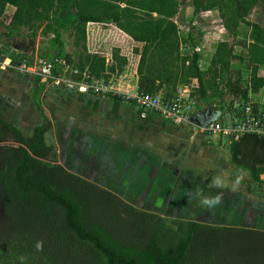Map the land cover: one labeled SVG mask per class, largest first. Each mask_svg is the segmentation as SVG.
Returning a JSON list of instances; mask_svg holds the SVG:
<instances>
[{"label": "trees", "instance_id": "16d2710c", "mask_svg": "<svg viewBox=\"0 0 264 264\" xmlns=\"http://www.w3.org/2000/svg\"><path fill=\"white\" fill-rule=\"evenodd\" d=\"M187 3L190 16L181 12ZM8 5L15 10L6 16L4 35L27 28L36 37L41 28L58 48L55 54L46 48L42 56L66 61L62 76L77 82L102 79L126 92L138 88L171 97L177 85L193 79L196 108L221 111L233 104L226 95L249 100V89L259 93L264 87V74L258 75L264 20L248 18L254 10L263 15L264 0H0V10ZM212 12L233 41H218L201 68V44L215 27L204 17ZM178 14L187 25L183 36L174 21ZM92 23L103 28L91 32ZM65 33L73 38L71 51L65 50ZM4 55L19 63L31 59ZM232 62L250 71V82L241 70L234 76ZM39 82L37 76L38 106L44 89ZM112 98L117 111L123 99ZM98 102L88 106L97 109ZM43 116L45 122L27 134L0 112V264H264V228L163 216L58 164L46 142L52 122ZM230 153L235 165L262 181L264 135L245 134L231 143Z\"/></svg>", "mask_w": 264, "mask_h": 264}, {"label": "rangeland", "instance_id": "374dc122", "mask_svg": "<svg viewBox=\"0 0 264 264\" xmlns=\"http://www.w3.org/2000/svg\"><path fill=\"white\" fill-rule=\"evenodd\" d=\"M188 3L186 6H182L181 11L186 16H190L192 12V8L189 7ZM14 10L15 8L10 5L0 10V112L7 121L12 122L27 134H31L35 126L45 122V117L43 116V113H45L52 122L51 128L46 133V142L54 147L57 155L56 162L101 186L115 192H117V189L120 195H123L124 188L122 187L119 190L115 183L126 184L129 176L124 172L125 176L120 178L119 173L121 171L117 174L114 170L115 163L119 159L115 154L119 150L117 146L124 144L126 146L124 149L125 154L131 153V151L134 152L131 147L141 145V136H144V131L146 132L150 128L149 126H162L161 115H157V120L159 121L154 119L158 122L157 124L149 121L145 124L141 113L144 114V112L151 111L136 106L125 107L123 111L126 112L121 113L122 119L120 124L117 125L111 114H108L113 99L110 95L84 94L82 96L78 94L77 88L70 84L75 82V80L66 76H60L62 79L57 81L44 77L43 69L46 66L44 62H53L56 59L52 60L48 55L45 57L42 54L46 52V48H49L48 52L50 54H55L58 48L47 37L41 36V28L36 37H30L27 28L23 29L20 35L12 37L4 35L8 31L5 26L7 22L6 16L11 15ZM258 13V10H254L248 18L253 21L264 20V13L263 15L261 13L260 17H258ZM178 16L179 14L174 20L179 24L180 35L183 36L186 34L185 27L187 25H182ZM217 18V12L207 13L204 17L206 21L214 20L218 22L213 29L208 31L210 39L206 42L203 41L201 44L204 56L207 53L204 58L206 62L204 67L209 61L208 58L213 55L215 42L220 40L233 41L227 35L222 38L218 36L221 30L218 29L221 20H217ZM213 31L217 33V36H214ZM64 38L67 41L65 50H73V38L67 33L64 34ZM5 52L26 54L31 59L19 63L4 55ZM64 62L63 65H56V70H60V68L67 69L68 64L66 61ZM237 68L234 67L235 70ZM247 72L246 70L243 71L245 78L249 76ZM37 76H40L39 83L44 84V89L39 97V106L35 102L36 90L34 89ZM87 77L88 75L85 76V78ZM112 85L122 88L118 82L112 83ZM262 91H264L263 88L260 93ZM260 93L252 94L251 97L261 98ZM89 99L90 101L92 100V105L96 100L99 101L96 113L92 112L87 106ZM125 104L130 105L128 103ZM161 118L163 117L161 116ZM180 124L183 125V123ZM121 132L124 136H119ZM120 137H124V139H120ZM104 139L106 141L102 142ZM7 142L11 141L6 140L3 143ZM102 144L109 146V148L106 153L102 152V155H99L98 146ZM49 160L52 161L51 159ZM209 166L205 167L203 171H210L209 169L211 168ZM118 167L119 170H122L120 166ZM110 169L113 171L112 174L109 173ZM101 170L105 172L104 175L94 176L95 172L97 173ZM211 174L213 175V177H210L211 180L198 183L196 191H193L194 196H189L188 191L181 188L179 191L174 192V195L171 193V196L175 197L174 199L178 198V202H175L177 206L174 205L166 210L163 205L162 208L159 207L157 209V212L163 216L194 220L201 219L216 222V224L231 223L230 225L239 224L264 228V174L261 177V182L245 180V177L241 176L238 170H229L225 164L216 165L211 170ZM116 180L118 181L116 182ZM241 180L246 181V185H242ZM143 191L146 203H164L162 200L165 195L162 191L152 190V188ZM124 197L125 200L127 199L136 207L144 208V205L135 204L132 201V197ZM217 197L218 203L211 207L202 203L203 199ZM238 215H240L239 220L236 218Z\"/></svg>", "mask_w": 264, "mask_h": 264}, {"label": "crops", "instance_id": "0c3cea01", "mask_svg": "<svg viewBox=\"0 0 264 264\" xmlns=\"http://www.w3.org/2000/svg\"><path fill=\"white\" fill-rule=\"evenodd\" d=\"M217 19L220 20L219 16ZM211 22L214 24L218 23L214 20H212ZM102 26V24L92 23L89 25L88 30L91 29V32H93V30H101L103 28ZM107 28L114 30L111 25H108ZM218 29L220 30V28ZM219 33L220 34H218V36H220L221 38L224 35H227L233 39L232 36L225 34L222 30H220ZM213 34L214 36H217V33L215 31H213ZM217 42H215V44ZM135 45L141 48L143 44L138 42L135 43ZM95 50L102 53L104 51H102L100 47H97ZM243 66L244 65L240 62H232L231 69L233 73H236L240 70L248 71L247 73L249 74V76H246V78L244 77V79L249 81L250 71L248 69H244ZM234 67L238 68L235 70ZM263 74L264 66H259L258 75L263 76ZM263 92L264 91H262L261 93L259 92L261 98L253 99H255L256 101L264 100V94L262 95ZM78 94L84 96L83 93L80 94V92H78ZM252 94L258 93H255L251 89H249L248 97H250ZM237 96L232 95V97ZM225 98H229V96L226 95ZM114 105V99H112L111 108L108 114H111L112 119L117 122V125L120 124V121L122 119L121 113L126 112L123 111L125 110V107L129 108L131 106H135L133 104L127 105L122 102L116 111ZM88 107L92 110V112H97V109H92L90 106ZM217 112L218 109H216L213 105H201V107L195 108L192 113L191 118L194 115L199 114L197 115L196 120H191L190 118V121L183 123V125H181L180 123L170 122L168 120H165L164 118H161L160 116V119L163 122L162 126H149L150 128L146 132L144 131V136H141V145L138 147H131L134 152L131 151V153L125 154L124 149L126 146H124V144H119L117 146L119 150L115 154L119 159L115 163L114 170L117 174L119 171H121V173H119L120 177L125 176V172V174L130 178L128 181L132 180V183L130 185L132 190H128L129 193H142L143 190L152 188V190L162 191L165 195L164 199L162 200L164 201L163 204L149 202L146 203V206H144L145 210L157 212V209H159V207L162 208L163 205V208H165L166 210L172 208L174 205H176L175 202H178V198L174 199V192L179 191L181 188H184L186 191H188L189 196H194L193 191H196L198 183L211 180L210 177H213V175L211 174V170L218 164H225V166L229 168V170L232 169V171L238 170L239 174L245 177V180L248 179L249 181H254L249 171L241 169L233 163L230 153L231 143H229L226 137L222 135L209 137L208 135L202 133L200 127H202V124L208 121H203V116L209 115L210 118ZM157 115L159 114H155L154 112H144V114L141 113V117L144 119L145 124H147V121L157 124ZM119 136H124V134L121 132ZM120 139H124V137H120ZM104 141H106V139H104L102 142ZM93 146L95 147V145ZM108 148L109 146L104 144L98 146L99 155H102V152L106 153L108 151ZM118 166H120L122 170H119ZM207 166L211 168L209 169L210 171H203V169ZM109 173L112 174L113 171L110 169ZM104 174L105 172H102L101 170L97 173L95 172L94 176H102ZM263 174L261 175V177H263ZM135 180H139L141 184L137 185ZM241 182L242 185H246V181L241 180ZM171 193H173L172 196ZM203 215L206 216L207 214ZM236 218L239 220L240 215H238ZM195 220L209 222L201 219Z\"/></svg>", "mask_w": 264, "mask_h": 264}, {"label": "built area", "instance_id": "2783aa9c", "mask_svg": "<svg viewBox=\"0 0 264 264\" xmlns=\"http://www.w3.org/2000/svg\"><path fill=\"white\" fill-rule=\"evenodd\" d=\"M206 55L207 53L204 56L203 52L204 57L200 64L201 68L206 63L204 59ZM211 59L212 56L208 58L209 61L207 64L210 63ZM63 63L65 62L62 59H56L53 62H44L46 65L44 66L46 69H43L44 77L56 81L62 79L60 76L68 68L65 70L63 68H60V70L57 69V75H53L52 72L53 69L56 70V65H63ZM70 84L76 87L78 92L83 94L98 96L110 95L111 97L122 98L123 103L133 104L136 107L155 112L165 120L174 123L189 122L196 108V96L193 95L195 82L193 79L189 83L177 85L175 93L171 97H166L165 94L141 92L138 88L132 92H126L122 88L114 87L110 82H104L102 79L81 82L75 81ZM248 98L249 100H244L242 97H233V104H227L222 111L217 107L218 112H220V117L216 118L217 113L211 116L200 127L202 133L209 137L222 135L228 139L229 143L239 140L247 133L264 135V100L256 101L251 96Z\"/></svg>", "mask_w": 264, "mask_h": 264}, {"label": "flooded vegetation", "instance_id": "af4514ba", "mask_svg": "<svg viewBox=\"0 0 264 264\" xmlns=\"http://www.w3.org/2000/svg\"><path fill=\"white\" fill-rule=\"evenodd\" d=\"M202 120L203 121H206V120H209V115H206V116H203V118H202ZM121 177H123V176H121ZM120 177V178H121ZM136 177V176H135ZM130 179V178H129ZM133 179H136V178H133ZM118 180H116V182H117ZM135 182L137 183V185H139V184H141L140 183V181L139 180H135ZM131 183H132V180H130V181H128V182H126V184H123V185H120L119 183H115V186H117L118 188H119V190L123 187L124 189H123V195H120V193H119V191L116 189V193L118 194V195H120V196H122L124 199H125V197L124 196H130V197H132V201H134L135 202V204H138V205H140V206H142V205H144V206H146V201H144L145 199H144V191L141 193V192H138V193H129V191L128 190H132V188L130 187V185H131ZM134 183V182H133ZM115 189V188H114ZM111 190V189H110ZM115 192V191H114ZM128 194H131V195H128ZM127 200V199H126ZM134 205V204H133ZM135 206V205H134ZM142 209H144V208H142Z\"/></svg>", "mask_w": 264, "mask_h": 264}, {"label": "clouds", "instance_id": "9594fccd", "mask_svg": "<svg viewBox=\"0 0 264 264\" xmlns=\"http://www.w3.org/2000/svg\"><path fill=\"white\" fill-rule=\"evenodd\" d=\"M202 203H203L205 206H209V207H211V206H213V205H215V204L218 203V197H217V198H212V199H208V198L203 199V200H202Z\"/></svg>", "mask_w": 264, "mask_h": 264}, {"label": "water", "instance_id": "95a60500", "mask_svg": "<svg viewBox=\"0 0 264 264\" xmlns=\"http://www.w3.org/2000/svg\"><path fill=\"white\" fill-rule=\"evenodd\" d=\"M197 115H199V114H197ZM197 115H194V116L191 118V120H196ZM219 117H220V112H217V114H216V118H219Z\"/></svg>", "mask_w": 264, "mask_h": 264}]
</instances>
